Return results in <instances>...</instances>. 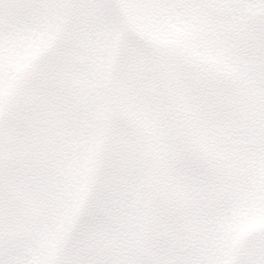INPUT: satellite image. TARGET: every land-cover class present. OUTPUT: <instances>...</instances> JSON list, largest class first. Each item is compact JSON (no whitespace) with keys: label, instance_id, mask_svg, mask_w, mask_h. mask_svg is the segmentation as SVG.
<instances>
[{"label":"snow or ice","instance_id":"obj_1","mask_svg":"<svg viewBox=\"0 0 264 264\" xmlns=\"http://www.w3.org/2000/svg\"><path fill=\"white\" fill-rule=\"evenodd\" d=\"M0 264H264V0H0Z\"/></svg>","mask_w":264,"mask_h":264}]
</instances>
